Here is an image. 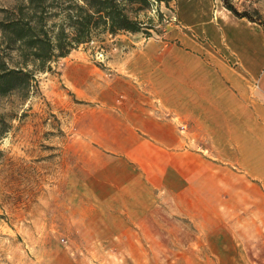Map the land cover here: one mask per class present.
<instances>
[{"label":"rangeland","instance_id":"374dc122","mask_svg":"<svg viewBox=\"0 0 264 264\" xmlns=\"http://www.w3.org/2000/svg\"><path fill=\"white\" fill-rule=\"evenodd\" d=\"M15 1L0 0V8ZM185 1H154L140 12L153 19L150 36L98 35L36 72L37 89L28 97L0 95V264H264L261 191L222 170L232 192L224 194L216 168L222 159L216 148L201 147L207 133L195 131L189 147L156 152L153 133L122 131L127 115L120 100H111L114 90L153 92L137 77L126 81L120 67L132 47L166 45L158 57L164 61L176 55L169 46L185 52L179 61L191 54L195 62L208 60L201 29L181 18V6H190ZM256 4L264 10V0ZM3 46L0 56L7 57ZM143 104L153 108L144 112L148 123L158 103ZM123 138L147 140L146 146L124 147ZM171 153L181 156L173 168ZM240 189L247 195L235 198Z\"/></svg>","mask_w":264,"mask_h":264},{"label":"crops","instance_id":"0c3cea01","mask_svg":"<svg viewBox=\"0 0 264 264\" xmlns=\"http://www.w3.org/2000/svg\"><path fill=\"white\" fill-rule=\"evenodd\" d=\"M192 1H185L190 6H181L180 15L188 27L199 26L201 29L207 44L202 50L208 60H202L205 61L202 64L195 62L191 54L190 60L179 61L178 56L187 55L177 47L169 46V53L174 51L176 55L164 61L158 57L166 45L160 47L146 42L141 47H132L131 56L120 67L129 76L126 81L137 77L139 79L134 80L147 84L153 92L113 91L115 97L111 100H120L118 109L127 115V120L121 125L122 131L133 134L137 128L141 132L153 133L149 136L157 142L149 141V146L155 145L156 152L164 147L177 148L181 143L189 147L194 144L195 131L202 132L203 136L207 133V144L203 143L201 147L216 148L218 158L222 159L216 167L217 172L221 171L218 173V187L231 196L232 192L227 189L230 188L229 182L222 179V170H228L233 178L245 182L244 187L254 189V192L260 190L264 201V29L260 24L236 17L231 12L229 16L232 19L225 22L215 19L213 8L221 4V0H197L200 12L193 8ZM260 11L264 18V10L260 8ZM189 45L199 48L196 43ZM195 65L201 69L200 76L195 75ZM167 67L174 71L167 73ZM179 69L182 75L178 74ZM150 76L152 80L148 79ZM149 100L157 101V106L153 107L158 113L146 123L144 119L150 116L144 112L151 113L153 108L144 107L146 102L143 104V101ZM136 109H139L138 113ZM133 111L136 116L131 115ZM163 114L167 118H163ZM145 141L137 138L136 144L141 142L140 145L146 146ZM121 144L132 148L136 145L126 138ZM177 153H171L173 157L169 156L170 160L166 156L171 167L181 157ZM188 153L186 150L185 163ZM208 158L215 159L210 155ZM208 158L207 163H210ZM133 160L138 162V159ZM157 162L163 163V155ZM226 163L232 167L227 168ZM241 189L239 193L233 191L235 198L247 195ZM254 199L257 200L256 197ZM249 200L250 205L254 204L252 194Z\"/></svg>","mask_w":264,"mask_h":264},{"label":"trees","instance_id":"16d2710c","mask_svg":"<svg viewBox=\"0 0 264 264\" xmlns=\"http://www.w3.org/2000/svg\"><path fill=\"white\" fill-rule=\"evenodd\" d=\"M171 0H16L0 8V95L28 97L37 89L36 72L50 70L51 62L94 37L108 33L141 32L150 36L153 19L140 12L152 2ZM257 0H221L236 17L260 24L264 18ZM158 22L163 18L157 15ZM9 52H13L11 56Z\"/></svg>","mask_w":264,"mask_h":264},{"label":"bare ground","instance_id":"6f19581e","mask_svg":"<svg viewBox=\"0 0 264 264\" xmlns=\"http://www.w3.org/2000/svg\"><path fill=\"white\" fill-rule=\"evenodd\" d=\"M191 5H193V8L196 7L198 10L200 9V2L197 0L192 1ZM229 12L230 11L227 8H225L222 4H219L215 8H213V17L217 20L225 22L228 19H232L229 16Z\"/></svg>","mask_w":264,"mask_h":264}]
</instances>
